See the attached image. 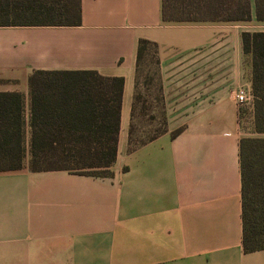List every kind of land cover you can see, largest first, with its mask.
I'll return each instance as SVG.
<instances>
[{
    "label": "crops",
    "instance_id": "obj_1",
    "mask_svg": "<svg viewBox=\"0 0 264 264\" xmlns=\"http://www.w3.org/2000/svg\"><path fill=\"white\" fill-rule=\"evenodd\" d=\"M255 32L253 13L164 21L162 0H80L76 26L0 27V115L21 121L25 150L33 71L123 80L111 178L0 173V264H264L241 248L235 100L250 89L241 34Z\"/></svg>",
    "mask_w": 264,
    "mask_h": 264
},
{
    "label": "trees",
    "instance_id": "obj_2",
    "mask_svg": "<svg viewBox=\"0 0 264 264\" xmlns=\"http://www.w3.org/2000/svg\"><path fill=\"white\" fill-rule=\"evenodd\" d=\"M252 13L257 22H264V0H162L163 20L170 22L250 21ZM79 23L80 0H0V27ZM241 43L250 60L252 123L259 135L239 141L241 248L249 254L264 250V33H242ZM145 44L139 41L138 53ZM105 82L111 84L110 96L102 85ZM122 85L121 78L89 71H33L28 77L33 98L28 149L23 147L21 121L0 115V173L27 169L30 173L62 171L111 178ZM49 96L60 101H41Z\"/></svg>",
    "mask_w": 264,
    "mask_h": 264
},
{
    "label": "rangeland",
    "instance_id": "obj_3",
    "mask_svg": "<svg viewBox=\"0 0 264 264\" xmlns=\"http://www.w3.org/2000/svg\"><path fill=\"white\" fill-rule=\"evenodd\" d=\"M249 92V100L247 103L240 107L239 109V133L241 139L246 138H254L258 137L253 130V119H252V102L253 99L251 97L250 89Z\"/></svg>",
    "mask_w": 264,
    "mask_h": 264
},
{
    "label": "built area",
    "instance_id": "obj_4",
    "mask_svg": "<svg viewBox=\"0 0 264 264\" xmlns=\"http://www.w3.org/2000/svg\"><path fill=\"white\" fill-rule=\"evenodd\" d=\"M235 100L240 107L245 105L249 100V92L243 89L238 90L235 94Z\"/></svg>",
    "mask_w": 264,
    "mask_h": 264
}]
</instances>
